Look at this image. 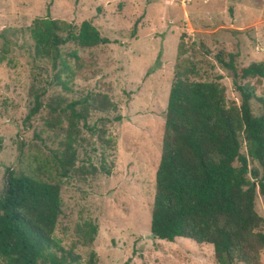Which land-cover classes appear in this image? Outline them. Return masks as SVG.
Listing matches in <instances>:
<instances>
[{
	"label": "rangeland",
	"instance_id": "obj_1",
	"mask_svg": "<svg viewBox=\"0 0 264 264\" xmlns=\"http://www.w3.org/2000/svg\"><path fill=\"white\" fill-rule=\"evenodd\" d=\"M64 21L77 29L89 21L109 43L91 49L74 44L79 62L67 88L55 70L33 58L34 19ZM197 66L196 80L219 81L228 103H240L232 77L217 61L235 55L237 68L264 61V0H0V195L8 170L60 184L61 214L54 238L65 248L79 240L77 227L97 226L89 246L74 252L86 264H216L213 246L150 233L167 100L177 48ZM264 96V79H248ZM114 105L91 109L81 129L75 170L59 178L52 158L66 127L58 107L94 95ZM41 102L37 113L28 118ZM253 110L257 104L252 102ZM48 121L58 123L54 128ZM241 152L246 154L242 146ZM251 168L258 167L250 162ZM261 173V170L259 168ZM256 212L264 217L258 193ZM264 233V228L261 229ZM264 264V249L260 252Z\"/></svg>",
	"mask_w": 264,
	"mask_h": 264
},
{
	"label": "trees",
	"instance_id": "obj_2",
	"mask_svg": "<svg viewBox=\"0 0 264 264\" xmlns=\"http://www.w3.org/2000/svg\"><path fill=\"white\" fill-rule=\"evenodd\" d=\"M33 58L46 60L55 70L56 85L67 88L78 63L75 51L64 56L62 47L74 44L91 49L109 43L89 22L75 29L64 21L37 18L29 29ZM182 40L177 48L164 120L155 192L150 214V233L173 242L177 238L213 246L216 264H261L264 249V217L255 210L258 193L264 200V96H258L248 79H264V61L237 68L235 55L218 63L230 73L240 103H228L219 81L196 80L197 66L185 57ZM252 102L257 104L253 110ZM58 107L66 118L63 136L52 158L59 178L75 170L81 129L87 128L91 109L114 105L96 94ZM35 106L28 118L39 110ZM54 128L58 123L48 121ZM242 146L246 154L241 152ZM250 162L258 167L251 168ZM261 170V173L259 171ZM60 184L8 170L0 195V264H81L74 252L78 244L89 246L97 226L77 227L79 240L63 247L54 236L61 214ZM90 253L86 264H93Z\"/></svg>",
	"mask_w": 264,
	"mask_h": 264
}]
</instances>
